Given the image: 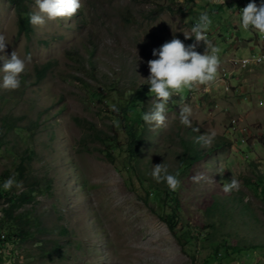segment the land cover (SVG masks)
Here are the masks:
<instances>
[{
  "label": "rangeland",
  "instance_id": "1",
  "mask_svg": "<svg viewBox=\"0 0 264 264\" xmlns=\"http://www.w3.org/2000/svg\"><path fill=\"white\" fill-rule=\"evenodd\" d=\"M27 1L31 13L37 11L35 0ZM183 1L82 0V8L71 18L33 26V33L26 37L18 35L15 8L8 0H0V35L9 42L0 56L10 58L16 51L32 59L22 73L26 82L21 81L16 90L0 89V133H8L5 126L17 128L2 138L0 177L7 173L20 182L21 187L11 189L16 197L29 196L17 215L29 218L33 230L30 239L16 236L17 228L2 215L9 206L0 202V234L4 235L0 264H216L210 259L217 251L224 257V235L208 227H218L222 220L219 214L209 217L204 212L207 197L215 191L222 195L216 196L220 201L242 198L264 222V185L259 189L258 183L247 187L241 182L246 178L264 183V66L242 70L236 64L251 52V41L258 38L262 44L264 35L240 26L238 11L250 0H230L221 7L214 0H190L188 13L177 5ZM203 12L213 21L208 40L220 48L217 81L172 97L165 125L146 124L148 145L142 151L139 148L143 156L137 166L153 186L161 187L163 198L168 187L156 184L149 173L163 162L170 172L177 170L182 147L169 138L180 125L183 106L192 109L193 128L215 133L216 142L224 144L180 174L181 187L175 191L181 201L180 223L190 228L189 236L174 235L160 220L169 209L151 195L150 182L133 172L136 165L126 169L131 141L126 129L138 128L143 111L151 107L153 98L143 79L149 76L152 50L173 38L193 43L185 37ZM205 50L207 45L201 42L197 51ZM86 51L94 54L100 82L85 75L71 59L74 54L81 63L88 62ZM48 65L51 70L43 83L35 86L36 69ZM136 90L139 95L132 93ZM95 91L102 98H95ZM110 137L121 147L101 142ZM105 150H110L112 162ZM30 152L35 156L23 181L16 168ZM197 174L205 179L194 183L192 177ZM231 178L240 181L239 190L222 194L223 184ZM38 223L43 224L39 232ZM227 229L237 227L231 224ZM10 230L11 236L7 235ZM253 240L264 243L260 234L233 239L238 247L249 246ZM223 261L264 264V247Z\"/></svg>",
  "mask_w": 264,
  "mask_h": 264
},
{
  "label": "clouds",
  "instance_id": "2",
  "mask_svg": "<svg viewBox=\"0 0 264 264\" xmlns=\"http://www.w3.org/2000/svg\"><path fill=\"white\" fill-rule=\"evenodd\" d=\"M187 1L190 0H184V4L183 2L180 5L177 4L184 13H188V10L190 12L191 9L190 7L186 8ZM229 3L230 0L213 1V4L217 7ZM35 7L37 11L29 14L28 22L32 26H43L46 21L57 20L58 18H71L82 8V0H35ZM238 15L240 26L244 31L255 30L260 35H264V0H259V3L256 0H250L239 11ZM212 23L213 21L208 13L203 12L192 25L190 29L191 35L188 37L184 36L185 39H193V43L185 44L180 39L173 38L152 50L151 55L154 59L147 62L149 76L146 80L143 79L147 82L148 93L153 98L151 107L142 113V120L145 124L154 128L164 126L169 104L174 102L172 97L196 85L208 86L217 81L220 48L214 46L207 36ZM201 42L203 45H207V50L203 53L197 51ZM263 43L261 44L258 38L251 41L253 48L249 55L243 58H248ZM8 44L9 42L6 38L0 35V53L5 51ZM241 59L236 61L238 66V60ZM0 61H3L2 67H0V89H18L21 84V74L27 70L28 65L32 62L31 56L21 57L16 51H13L10 58L0 56ZM113 110H116L115 105H113ZM192 115L191 107L183 106L179 110L180 124L186 128H192V120L190 119ZM193 131L199 133L200 130L199 128H193ZM195 139L197 143L209 147L214 143L215 133L198 135ZM149 174L157 183L163 182L166 184L170 191L175 192L181 187L179 175L170 172L169 166L164 162L152 166ZM204 179L205 177L202 174L192 177L194 183ZM13 186L19 188L21 184L10 177L0 185V189L10 191ZM239 188L240 181L236 178H231L230 181L222 186V190L225 193H230L233 190L238 191Z\"/></svg>",
  "mask_w": 264,
  "mask_h": 264
},
{
  "label": "trees",
  "instance_id": "3",
  "mask_svg": "<svg viewBox=\"0 0 264 264\" xmlns=\"http://www.w3.org/2000/svg\"><path fill=\"white\" fill-rule=\"evenodd\" d=\"M8 2L11 4V6L15 8V11H16V15L18 18V27H19L18 35L19 36L24 35L26 37L31 36L34 29H33V26L28 22V16L29 14H31V10L29 7L30 4L28 3V1L27 0H8ZM86 55L88 56V59H89V61L86 63H81L79 59L77 58V56L74 54L71 56V59L75 62V64L80 65V68L83 70L85 75H87L88 77L92 78L95 81L100 82L102 78L96 74V67H95L93 52L86 51ZM50 70H51V66L49 65L42 67L40 69H36L37 73H36V81H35L36 85L35 86H40L43 83V80L46 74ZM20 80L23 83L26 82V78L23 74H21ZM132 93L139 95L138 90ZM94 97L102 98V96L97 91H95ZM134 102H136L135 99H134ZM128 110H133V108L127 107L126 111ZM128 112H132V111H128ZM143 112H146V111H143ZM59 115H62V113H60ZM138 124H140L138 128L135 126L133 127L131 125L129 128L126 129L130 131V140H131L129 142V145L126 151L128 155L127 162L129 166L126 169L127 171H130V166H131V169H133V167L136 165L134 168L135 171L133 172L136 174L137 173L140 174L139 178L142 179V178H145L146 176L141 171V169L138 168L137 164L140 162L143 156V153L141 152L142 148L148 145L147 132H146L147 126L142 121L141 123L139 122ZM5 128L8 129V133L7 134L4 132L0 133V146L4 143V141H2L3 140L2 138H4L5 136L6 137L9 136L10 133L17 130V128L13 127V125L5 126ZM174 131H175L173 133L174 135L169 138V141L178 143L182 147L181 148L182 153L178 155V165L179 166L177 170L174 172V174H178L179 177L182 172H186L187 170L190 171L191 169L195 168V166L199 164L201 161L210 157L218 148L224 147V144L216 142L217 140L215 139L214 143L212 144V146H210V148L204 146L206 148V151H204L202 150L203 145H201L200 143H197L195 137L198 135L205 134V133L201 131H199V133L194 132L193 127L187 129L185 126L181 124L177 125V127H174ZM185 135L187 139L185 138ZM189 135H191L192 137H188ZM174 140H177V141H174ZM101 142H103L104 144L108 143L110 148L115 147L118 149L119 147H121L119 145L120 144L119 141L113 137L105 138ZM139 148L141 151L139 150ZM112 152H114V150H112ZM103 153L106 154L105 156L107 157V159L112 162L113 156L110 150H105ZM34 156H35L34 152H30L25 157H22L18 167L16 168L18 177L22 178L23 181H26L28 179L29 167H30V164L32 163ZM8 178H10V176L7 173H4L0 177L1 179L0 185H2L3 182L7 180ZM145 180L150 182L151 186L149 188L151 191V195H155L157 199V203H159L160 206L165 205L164 209L166 208L169 209L168 210L169 213L164 212V214L160 217V220L169 228V230L174 235L176 233L178 234L183 233L186 236H189L188 230L190 228V225L185 224V222L180 223V221H182V218L179 215V211L181 210L180 209L181 201L178 195L175 192L167 189L165 190L166 196L162 198L159 196L162 192L160 189L161 187L153 186L152 180H148L146 178ZM241 182L247 187L255 186V183H258L259 189H261L262 185H264V183L259 184V182H261L260 179L253 181L250 179L243 178L241 179ZM155 183L158 185H161V183H157V182ZM222 194L232 195V192L230 193L223 192ZM216 196H222V195H217V191H215L213 196L207 197V200L209 202L204 207V212L209 217L216 216V214L220 215V218L222 220L220 222V225L218 227L209 226L208 228L213 229V230L215 229L216 232H220L222 235H224V238H223L224 242L221 246L226 251H225L224 257L223 255L220 254V251H217L214 257H212V259L210 260L215 261L216 264H223L224 263L223 259H225V261H229L233 259L235 256L249 253V251L252 249L256 250V249L264 247L263 241L256 242L254 240L251 241V245L249 246L238 247L235 244V242L233 241L234 237L239 238V239L241 238L248 239L250 236H253L255 234H260V235H263L264 237V222H262L261 219L255 213L251 211L252 209L250 205L244 204L242 198H238V199L232 198L231 203H229V198L231 197H226V199H221L220 201L218 200L220 198ZM28 198L29 196L26 194H22L16 197L15 194L12 192V190L3 191L2 189H0V202L5 201L6 204L9 206L8 208L2 209L3 219L4 221L6 220L7 224L9 225L11 224L12 228H17L16 236H19L22 240L30 239L32 237L31 232L33 231L30 226L32 222L29 221V218L24 217L22 215H17V211L19 210V208L22 207V205L25 202H27ZM168 202H170L172 205V206H169V208H168ZM238 206H241V207L238 208ZM193 221L195 222L196 219L193 218ZM231 224H234L237 227V230L233 231V230L227 229L228 226H230ZM42 225L43 224L41 223L37 224L38 226L36 229L37 232L41 231L40 227H42ZM201 227L204 228L203 226ZM12 234L13 233L11 230L7 233V235L9 236H11ZM3 237L4 235L0 234V241L2 240ZM230 241L233 242L232 244L235 245L234 247L230 246V243H228ZM245 244H247L246 241H245ZM206 264H209V262H207Z\"/></svg>",
  "mask_w": 264,
  "mask_h": 264
},
{
  "label": "built area",
  "instance_id": "4",
  "mask_svg": "<svg viewBox=\"0 0 264 264\" xmlns=\"http://www.w3.org/2000/svg\"><path fill=\"white\" fill-rule=\"evenodd\" d=\"M243 8H240L239 11L242 10ZM238 64L242 69H247L250 66H264V43L262 46H259L258 52L257 51L252 52L248 58H243L241 60H238Z\"/></svg>",
  "mask_w": 264,
  "mask_h": 264
}]
</instances>
